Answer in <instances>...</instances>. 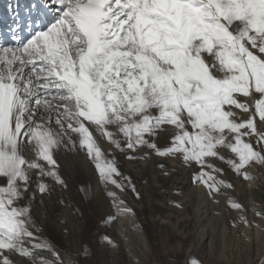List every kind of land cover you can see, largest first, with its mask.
Returning <instances> with one entry per match:
<instances>
[{"label": "snow or ice", "instance_id": "snow-or-ice-1", "mask_svg": "<svg viewBox=\"0 0 264 264\" xmlns=\"http://www.w3.org/2000/svg\"><path fill=\"white\" fill-rule=\"evenodd\" d=\"M8 7L0 264H77L33 215L53 185L68 186L62 150L91 161L115 209L109 221L135 215L123 194L140 198L119 153L179 162L213 203L224 198L253 227L230 193L264 168V0H32L23 17L18 3Z\"/></svg>", "mask_w": 264, "mask_h": 264}, {"label": "bare ground", "instance_id": "bare-ground-1", "mask_svg": "<svg viewBox=\"0 0 264 264\" xmlns=\"http://www.w3.org/2000/svg\"><path fill=\"white\" fill-rule=\"evenodd\" d=\"M31 3L32 0H19L22 17ZM2 16L0 24L5 18L7 24L9 20L13 22L11 14L4 13ZM116 155L121 171L132 178L140 198L137 199L130 190L123 194L135 215L117 217L113 221H109V217L116 215L115 209L91 161L83 152L62 150L59 156L68 186H53L65 194L64 202L71 214L81 217L83 230L79 236L83 248L80 255L87 249V255L91 256L89 264H144L139 259L143 253L141 243L149 241V246L155 249V240L160 235L164 236L163 239L175 241L173 252L176 255L184 259L195 257L201 262L199 264H260L264 254V219L256 213H264V168L251 170L252 181L236 180L235 190L230 193L246 209L243 214L253 224L249 229L239 221L241 213L229 209L224 198H221L220 204H215L205 195L202 187L192 184L191 172L179 162L164 161L155 156L148 161H129L119 153ZM158 163H165L168 176L163 175L157 167ZM146 177L151 183L150 194H146L142 186ZM229 179L233 177L229 176ZM174 203L181 206L176 207ZM53 204H56L54 200ZM33 215L38 223L34 210ZM157 216L163 218L161 225L154 221ZM43 223V233L51 236L55 226L48 221ZM105 223H108L106 234L103 232ZM234 223L237 227L232 226ZM67 230L63 244L72 242L69 226ZM104 237L111 239L116 247L109 245ZM163 264L172 263L165 260Z\"/></svg>", "mask_w": 264, "mask_h": 264}, {"label": "rangeland", "instance_id": "rangeland-1", "mask_svg": "<svg viewBox=\"0 0 264 264\" xmlns=\"http://www.w3.org/2000/svg\"><path fill=\"white\" fill-rule=\"evenodd\" d=\"M13 1H16V2L13 3ZM10 2L13 4H16V3L19 4V0H0V17H3L2 15L4 13L6 14L8 13V15L11 14L9 11V7H8ZM6 19L7 18L4 19L3 23H1L2 25L0 24V31H6L7 27L12 24V21L10 20L8 21V24H7ZM136 171H138V169ZM142 184H143L142 185L143 189L146 191V194H150L151 192L150 180L146 177V179L142 181ZM61 192H62L61 189H59L58 187L56 188L52 186L51 195L46 196L44 198L43 203H41L39 199H37L34 205V208H33L34 214L37 217V220L39 219L38 224L40 225L41 228L43 227V224H44L43 222H46V221L51 222L52 226L53 225L55 226V227L53 226L54 233L51 236H45V234L43 233V235L46 238L48 239L51 238L50 240L55 242L57 246L62 249V251L66 252L74 260H76L77 264H89L91 260V256L90 255H80L81 248H83L80 243V236H79V233L83 230V226L81 224V217L78 218L75 215L71 214L69 208L64 202L63 197L65 194ZM56 198L58 199L55 201ZM53 200L56 203L55 204L56 207L53 204ZM173 205L176 206V203H174ZM50 219L51 221H49ZM154 221H156L157 224L161 225L163 222V218L160 216H157V217H154ZM68 226L70 227V230H71L72 242L70 244H63L64 239L66 238V235L68 234V230H67ZM107 227H108V223H105V227L103 228V232L105 234H106ZM160 236H161L159 237L160 239L158 238L155 240L156 250L151 248L152 246L151 247L149 246V241L144 240L146 242L141 243L143 253L140 255L139 259H141L144 264H153L155 262L163 264L165 260H169L172 264L173 262L175 264H181V263L189 264L190 260L192 259L197 260L195 257H188L184 259L181 256L176 255L175 252H173L175 250V243H174L175 241L171 238L163 239L164 236L163 235H160ZM114 261L117 262V259L114 258ZM118 262L120 263L119 259H118ZM131 264H136V263H131Z\"/></svg>", "mask_w": 264, "mask_h": 264}]
</instances>
